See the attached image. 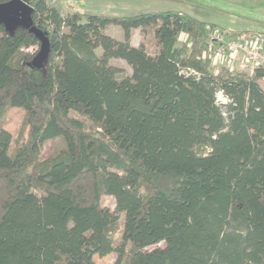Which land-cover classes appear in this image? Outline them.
I'll use <instances>...</instances> for the list:
<instances>
[{"label":"trees","instance_id":"16d2710c","mask_svg":"<svg viewBox=\"0 0 264 264\" xmlns=\"http://www.w3.org/2000/svg\"><path fill=\"white\" fill-rule=\"evenodd\" d=\"M25 1L50 53L36 66L40 40L0 23V264H264V70H216L209 24L186 13ZM136 29L154 51L131 43ZM10 107L25 110L18 139Z\"/></svg>","mask_w":264,"mask_h":264},{"label":"rangeland","instance_id":"374dc122","mask_svg":"<svg viewBox=\"0 0 264 264\" xmlns=\"http://www.w3.org/2000/svg\"><path fill=\"white\" fill-rule=\"evenodd\" d=\"M51 4L60 8L63 14L67 13L69 8L79 9L86 12L101 13V14H114V15H132L144 12H156L163 10L182 11L193 16H203L208 14L213 20L220 23H225L230 28H244L246 25L253 23L252 18L259 17L264 18V1H259L253 5L241 4L239 0H48ZM205 4L215 5L219 8L233 11L232 12H216L215 10L205 11ZM250 7L249 9H246ZM248 13L250 18L242 17L239 14ZM118 29L115 26H108L105 28V32L110 35L118 33ZM264 31V30H263ZM262 32V31H261ZM249 33L243 37L252 35ZM235 37V36H234ZM241 38V37H239ZM186 36H182L179 41L184 43ZM208 40V39H207ZM132 41L135 44L144 42L148 49L154 51L155 38L152 32L143 33L141 30L136 29L134 31ZM38 46H31L25 51L30 53L38 52ZM111 62L114 65L120 66L124 69V74H131L132 68L123 59H112ZM28 67H25V71ZM27 75V74H26ZM25 110L19 107H10L6 111V118L4 127L10 131L14 139L19 138L20 132L25 128ZM25 136L27 135V128L25 129ZM64 148L63 139L57 138L48 140L41 151V158H47L55 154L58 150ZM102 204L108 205L112 208L115 207V198L112 195H103ZM123 216L121 217L122 220ZM120 220L118 231L116 232V240L121 238L120 228L122 221ZM130 245L128 246V248ZM116 258V253H110L106 256L95 255L94 260L96 264H113Z\"/></svg>","mask_w":264,"mask_h":264},{"label":"built area","instance_id":"2783aa9c","mask_svg":"<svg viewBox=\"0 0 264 264\" xmlns=\"http://www.w3.org/2000/svg\"><path fill=\"white\" fill-rule=\"evenodd\" d=\"M207 30L208 56L216 70L228 67L249 74H254L258 68L264 70V31L239 38L215 26L208 25ZM229 100L223 91L217 93L220 105H225Z\"/></svg>","mask_w":264,"mask_h":264},{"label":"water","instance_id":"95a60500","mask_svg":"<svg viewBox=\"0 0 264 264\" xmlns=\"http://www.w3.org/2000/svg\"><path fill=\"white\" fill-rule=\"evenodd\" d=\"M33 7L25 0H10L0 3V23L4 24L7 29L13 30L17 26H24L40 40V51L33 63L42 67L44 61L49 57L50 40L48 36L39 29L32 18Z\"/></svg>","mask_w":264,"mask_h":264},{"label":"crops","instance_id":"0c3cea01","mask_svg":"<svg viewBox=\"0 0 264 264\" xmlns=\"http://www.w3.org/2000/svg\"><path fill=\"white\" fill-rule=\"evenodd\" d=\"M239 1H242V2H240L241 4L253 5L255 3H259V1H264V0H259V1L258 0H239ZM205 7H206V8H204L205 11H207V10H209V8H211L210 10H213V11L215 10L216 12H232L233 13V11L222 9V8H219V7L215 6V5L205 4ZM249 8L250 7L246 8V9H249ZM71 10H72V8L70 7L68 12H70ZM172 11H174V10H172ZM175 12H178V11H175ZM179 12H182V11H179ZM186 14H188V13H186ZM189 15H191V14H189ZM239 15L242 16V17L250 18L248 13H242V14H239ZM194 17L197 18V19H200V20H203V21L207 22L209 25H214L215 27H217L219 29H223L225 31L258 33V32H261V31L264 30V18H259V17L252 18V22L253 23L248 24V26L246 25L244 28H238V29L230 28V26H228V24L217 22L216 20H213V18L210 17L208 14H206V15L204 14L201 17L200 16H194ZM115 27L119 28V29H118V33H114V36H116L119 39H122L123 38V34H124L123 29L121 27H119V26H115ZM133 35H134V32H133ZM133 35H132V39H133ZM182 36H187V33H181L180 38ZM132 39H131V43L133 45H138V44H135L132 41Z\"/></svg>","mask_w":264,"mask_h":264}]
</instances>
